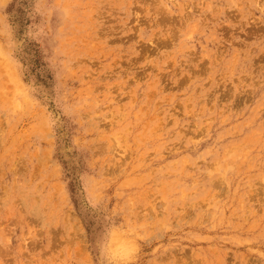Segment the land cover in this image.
Here are the masks:
<instances>
[{"label":"rangeland","instance_id":"obj_1","mask_svg":"<svg viewBox=\"0 0 264 264\" xmlns=\"http://www.w3.org/2000/svg\"><path fill=\"white\" fill-rule=\"evenodd\" d=\"M0 264H264V0H0Z\"/></svg>","mask_w":264,"mask_h":264}]
</instances>
